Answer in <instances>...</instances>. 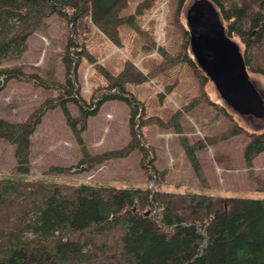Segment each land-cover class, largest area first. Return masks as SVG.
<instances>
[{
	"label": "trees",
	"instance_id": "1",
	"mask_svg": "<svg viewBox=\"0 0 264 264\" xmlns=\"http://www.w3.org/2000/svg\"><path fill=\"white\" fill-rule=\"evenodd\" d=\"M128 1L0 0V91L11 80L29 81L57 91L56 95L47 96L27 119L15 121L0 115V138L15 145L17 173H30L32 136L46 111L55 107L62 109L81 147L80 163L89 168L109 158L125 156L137 147L146 149L140 136L143 124L158 123L183 133L181 110L167 123L155 116L144 117L141 102L127 96L126 84L153 79L184 61L195 68L202 83L209 77L190 51L188 28L183 26L184 50L171 54L163 45L156 46L151 32L137 21L134 13L122 15ZM155 1L142 0L138 8ZM186 1L177 0V12ZM212 1L226 32L242 47L248 73L264 76V0ZM55 13L67 17L71 26L70 43L63 56L67 81L27 71L23 64H6ZM123 23L145 37L149 47L156 46L164 60L148 72L127 60L116 74L98 63L86 47L90 25L119 43V27ZM76 46H82L75 51L86 54L108 79V85L100 87L96 102L80 93L76 79L80 57L72 51ZM201 90L191 106L214 103L202 84ZM115 98L134 104L132 138L124 148L91 154L83 139L88 118L99 111L103 101ZM73 104L77 105L76 115L71 109ZM218 107L230 120L226 130L193 141L181 135L182 146L205 187L209 184L197 153L207 144L245 134L248 141L244 159L251 178H256L254 160L264 152V131L242 127L233 122L224 106ZM149 168L154 171L153 166ZM72 169L74 166L50 165L44 173L58 176ZM155 170L154 182L161 174ZM260 182L258 188L263 189L264 180ZM0 264H264V198L0 177Z\"/></svg>",
	"mask_w": 264,
	"mask_h": 264
},
{
	"label": "rangeland",
	"instance_id": "2",
	"mask_svg": "<svg viewBox=\"0 0 264 264\" xmlns=\"http://www.w3.org/2000/svg\"><path fill=\"white\" fill-rule=\"evenodd\" d=\"M141 1L129 0L122 9V15L134 13L137 21L151 32L156 46L163 45L171 54L184 50L183 26L188 28L186 13L196 0H187L180 12H177V0H156L139 10ZM70 28L67 17L53 14L28 38L22 51L11 55L5 63L23 64L27 71L66 82L68 75L63 56L70 43ZM88 34V51L114 74L124 68L127 60L133 61L144 72L164 60L157 47H149L148 40L128 23L119 27V43L111 41L93 24ZM81 47L72 49L80 57L76 79L81 95L96 102L100 99V87L108 85V79L86 54L75 51ZM249 74L264 97V76ZM201 84L214 103L191 106L193 98L202 94ZM126 88L127 96L141 102L144 117L155 116L167 123L181 110L183 133L158 123L143 124L140 136L146 149L137 147L125 156H115L89 168L80 163L81 147L66 123L62 109L55 107L46 111L32 136V166L28 175L16 171L15 145L0 138V177L264 198V188H258L260 181L264 180V152L255 158L253 173L256 178H251L244 159L248 141L245 134L207 144L198 151L208 187L203 186L198 178L181 142L182 134L193 141L210 138L226 130L230 120L218 107L221 105L230 113L233 122L249 130L264 131V118L240 114L229 107L213 80L209 78L202 83V78L188 61L180 62L145 82H128ZM56 94L57 91L38 87L33 82L11 80L0 91V115L15 121L27 119L47 96ZM133 105L124 98L108 99L101 103L96 114L90 115L83 139L91 154L126 147L132 138ZM71 109L75 115L78 113L77 105L73 104ZM50 165L74 166V169L58 176L46 175L44 172ZM149 166L161 172L156 182L153 181L155 173Z\"/></svg>",
	"mask_w": 264,
	"mask_h": 264
},
{
	"label": "water",
	"instance_id": "3",
	"mask_svg": "<svg viewBox=\"0 0 264 264\" xmlns=\"http://www.w3.org/2000/svg\"><path fill=\"white\" fill-rule=\"evenodd\" d=\"M186 19L193 56L236 112L264 118V99L251 80L240 45L226 32L212 0H196Z\"/></svg>",
	"mask_w": 264,
	"mask_h": 264
}]
</instances>
